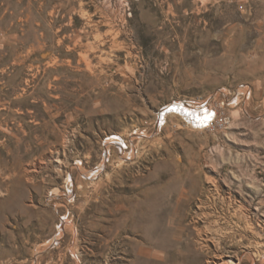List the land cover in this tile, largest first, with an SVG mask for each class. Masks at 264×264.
Returning <instances> with one entry per match:
<instances>
[{
    "label": "rangeland",
    "instance_id": "1",
    "mask_svg": "<svg viewBox=\"0 0 264 264\" xmlns=\"http://www.w3.org/2000/svg\"><path fill=\"white\" fill-rule=\"evenodd\" d=\"M213 1L0 0V264H264V0Z\"/></svg>",
    "mask_w": 264,
    "mask_h": 264
},
{
    "label": "bare ground",
    "instance_id": "2",
    "mask_svg": "<svg viewBox=\"0 0 264 264\" xmlns=\"http://www.w3.org/2000/svg\"><path fill=\"white\" fill-rule=\"evenodd\" d=\"M91 21V20H90ZM90 21H89V23H90ZM88 22V21H87ZM88 23V25H90ZM92 23V22H91ZM93 25V24H92ZM93 26H96L97 27V24L95 25H93ZM96 38H98V39H100V35H96ZM101 42V41H100ZM115 43V40H113V44ZM87 49L88 48H93L94 47V45H90L89 43H87V44H85L84 45ZM97 46V45H96ZM83 58H84V60H85V62H86V66H87V68L88 69H90V63H89V61H87V56H82ZM92 69V68H91ZM90 69V70H91ZM91 75L93 76V73L91 72ZM86 89H87V87H86ZM247 92V91H246ZM244 93V92H243ZM179 104V103H178ZM185 106V105H184ZM210 106V105H209ZM208 106V107H209ZM190 107H186V109L185 108H183V106H181L179 109L177 108L176 110H177V112H179L183 117H184V119H185V123H187L190 127H194V128H196V129H202L201 127L205 124V123H207L208 121H210L211 119H212V115L210 114H208V112L207 113H204L203 115H195V114H193L190 110ZM210 110V109H209ZM214 110V109H213ZM186 111V112H185ZM184 112V113H183ZM187 112H189V113H187ZM162 115V114H161ZM180 115V116H181ZM181 116V117H182ZM172 118V117H179V115H177V114H174V113H170L169 115H167L166 117H165V120L166 119H168V118ZM163 118L164 117H162V120H163ZM184 122V121H183ZM120 140V139H119ZM118 142V141H117ZM120 144V143H119ZM109 148V147H108ZM123 149V148H122ZM106 151V150H105ZM108 151V150H107ZM108 153V152H107ZM123 153V152H122ZM123 156H124V154H123ZM120 157H122V156H120ZM124 158V157H123ZM105 159V158H104ZM105 162V161H104ZM102 163H103V161H102ZM101 168V167H100ZM101 170V169H100ZM98 173V172H97ZM91 178V177H90ZM230 255V254H229ZM237 258V257H236ZM220 259H222V258H220ZM230 259V258H229ZM228 259V260H229ZM227 260V259H226ZM236 260V259H235ZM232 262V264H233V261H231ZM238 262V259L236 260V262H235V264H238L237 263Z\"/></svg>",
    "mask_w": 264,
    "mask_h": 264
},
{
    "label": "built area",
    "instance_id": "3",
    "mask_svg": "<svg viewBox=\"0 0 264 264\" xmlns=\"http://www.w3.org/2000/svg\"><path fill=\"white\" fill-rule=\"evenodd\" d=\"M239 9L241 11H245L247 8L245 6V4H239L238 5ZM187 107H190V111L193 113V114H198L199 116L200 115H203L204 113H207L209 111V107L206 105V104H199V103H189V104H186ZM212 108V107H210ZM213 111V110H212ZM214 112V111H213ZM211 122V121H210ZM209 121L207 123H205L206 125L208 123H210ZM204 124V125H205Z\"/></svg>",
    "mask_w": 264,
    "mask_h": 264
},
{
    "label": "crops",
    "instance_id": "4",
    "mask_svg": "<svg viewBox=\"0 0 264 264\" xmlns=\"http://www.w3.org/2000/svg\"><path fill=\"white\" fill-rule=\"evenodd\" d=\"M220 1L225 2L226 0H214L213 3H219ZM227 1H231V0H227ZM253 3H254L255 5H256V4L261 5V3H260L259 0H254ZM241 4H243V3H241ZM262 4L264 5V3H262ZM261 6H262V5H261ZM261 8H262V7H261Z\"/></svg>",
    "mask_w": 264,
    "mask_h": 264
}]
</instances>
